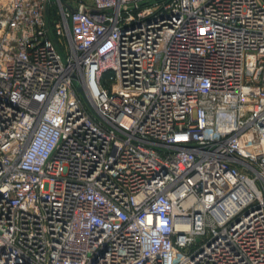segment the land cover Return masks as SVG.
<instances>
[{"label":"built area","instance_id":"obj_1","mask_svg":"<svg viewBox=\"0 0 264 264\" xmlns=\"http://www.w3.org/2000/svg\"><path fill=\"white\" fill-rule=\"evenodd\" d=\"M0 264H264V0H0Z\"/></svg>","mask_w":264,"mask_h":264},{"label":"water","instance_id":"obj_2","mask_svg":"<svg viewBox=\"0 0 264 264\" xmlns=\"http://www.w3.org/2000/svg\"><path fill=\"white\" fill-rule=\"evenodd\" d=\"M76 89H77V91H81V87L78 85V84H76Z\"/></svg>","mask_w":264,"mask_h":264},{"label":"crops","instance_id":"obj_3","mask_svg":"<svg viewBox=\"0 0 264 264\" xmlns=\"http://www.w3.org/2000/svg\"><path fill=\"white\" fill-rule=\"evenodd\" d=\"M87 3H90L91 2V0H85Z\"/></svg>","mask_w":264,"mask_h":264}]
</instances>
